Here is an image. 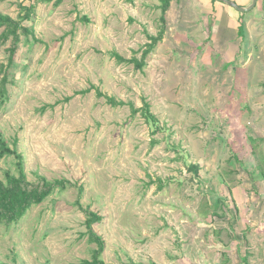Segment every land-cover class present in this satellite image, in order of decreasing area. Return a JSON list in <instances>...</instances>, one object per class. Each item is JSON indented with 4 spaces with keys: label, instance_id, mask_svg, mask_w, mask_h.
<instances>
[{
    "label": "rangeland",
    "instance_id": "obj_1",
    "mask_svg": "<svg viewBox=\"0 0 264 264\" xmlns=\"http://www.w3.org/2000/svg\"><path fill=\"white\" fill-rule=\"evenodd\" d=\"M25 3L0 0V12L18 19ZM54 3L37 2L23 22L34 32L21 34L0 103V133L20 158H0V179L18 175L22 160L31 182L84 190H57L0 225V263L91 259L89 209L102 217L93 228L107 264H264V210L248 208L247 159L251 143L263 145L264 118L247 117L248 72L238 68L234 81L214 12L173 0L163 21L161 0ZM10 44L0 43V82Z\"/></svg>",
    "mask_w": 264,
    "mask_h": 264
},
{
    "label": "trees",
    "instance_id": "obj_2",
    "mask_svg": "<svg viewBox=\"0 0 264 264\" xmlns=\"http://www.w3.org/2000/svg\"><path fill=\"white\" fill-rule=\"evenodd\" d=\"M55 1V6L62 3L63 0H25L24 5H22V11L18 19L11 17L10 15L3 14L0 12V29H3L0 34V43H7L11 41L8 47V64L2 65L1 69L4 71V76L0 82V103L3 105L6 103L9 97L8 83L9 79V69L15 64L16 55L19 48V43L21 41V34L32 35L34 30L30 26L23 24L25 21H31L33 14L35 13L37 2H52ZM173 0H161L162 2V20L165 21V15L171 5ZM164 32L162 31L158 36H150V44H148V49L145 53L152 50L157 43L163 38ZM115 57L120 62H134L136 65L142 66V63L137 59L125 60L119 54H115ZM99 96H105L107 102L113 106L123 105L124 102L117 101L114 97L102 94L98 92ZM16 154L18 158L20 155L17 154L15 149H11L8 146L6 140L2 137L0 133V158L5 155ZM193 170H197V166L190 167ZM197 173V171H196ZM71 186H77L79 189V194L83 193V186L74 184L66 179H54L49 180L45 176L38 175L36 182H31L28 180L27 174L25 172L24 163L22 160L19 161V174L14 175L8 172L6 174V179H0V225L6 224L10 225L12 223H17L26 212L33 206L41 204L45 199L52 195L55 191H64ZM77 205L82 208L80 201L78 200ZM86 214V226L87 234L89 236V241L95 243L97 248L93 251L91 259H85L81 261V264H107L102 259V254L106 248V242L102 236H100L93 228V225L102 220V217L95 211L84 209ZM5 264V263H0ZM130 264H144L131 262ZM149 264H155L153 262Z\"/></svg>",
    "mask_w": 264,
    "mask_h": 264
},
{
    "label": "crops",
    "instance_id": "obj_3",
    "mask_svg": "<svg viewBox=\"0 0 264 264\" xmlns=\"http://www.w3.org/2000/svg\"><path fill=\"white\" fill-rule=\"evenodd\" d=\"M199 1L204 4L209 14L214 12L212 21L216 44L221 54L227 55L229 49L232 50L231 68L233 78L236 76L234 81L238 79V68L248 72L250 79L248 105L251 104L247 108V117L255 120L264 118V0H257L256 5L245 12L220 0ZM231 1L243 8L253 4V0ZM260 108L262 110H259ZM259 135H262L259 137L264 141V133ZM247 159L251 161L248 208L258 212L264 210V142L262 146L251 143ZM236 189L238 194L241 193L240 187Z\"/></svg>",
    "mask_w": 264,
    "mask_h": 264
},
{
    "label": "water",
    "instance_id": "obj_4",
    "mask_svg": "<svg viewBox=\"0 0 264 264\" xmlns=\"http://www.w3.org/2000/svg\"><path fill=\"white\" fill-rule=\"evenodd\" d=\"M220 1H223V2H225V3H228V4L232 5L233 7L237 8L238 10H240V11H242V12H245V11L250 10V9L253 8V7L256 5V3H257V0H253V4H252L250 7H248V8H243V7L238 6L235 2H233V1H231V0H220Z\"/></svg>",
    "mask_w": 264,
    "mask_h": 264
}]
</instances>
